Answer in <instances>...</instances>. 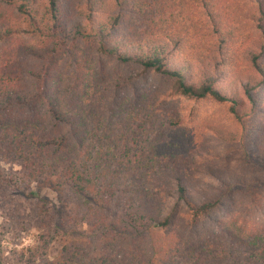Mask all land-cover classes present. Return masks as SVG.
<instances>
[{"label":"trees","instance_id":"trees-1","mask_svg":"<svg viewBox=\"0 0 264 264\" xmlns=\"http://www.w3.org/2000/svg\"><path fill=\"white\" fill-rule=\"evenodd\" d=\"M254 154L264 0H0V209L36 231L14 264H264V171L217 164Z\"/></svg>","mask_w":264,"mask_h":264},{"label":"rangeland","instance_id":"rangeland-1","mask_svg":"<svg viewBox=\"0 0 264 264\" xmlns=\"http://www.w3.org/2000/svg\"><path fill=\"white\" fill-rule=\"evenodd\" d=\"M105 68L107 72L111 73H118L121 71L126 70V67L119 66L110 58L104 57L103 59ZM158 84V79L155 75L151 74L147 78L143 80V86H155ZM171 105H180L185 109V113H189L191 110L194 111L198 115V119H203L205 117L211 116L214 113L215 106L210 104L204 100H194V99H187L185 97L176 96L170 99ZM262 115V114H260ZM218 145V144H215ZM217 164L221 165H229L232 167L236 166H245L249 170L261 172L264 171V158H259L255 154L250 157V162H241L236 155H229L226 158H223L218 161ZM9 169L15 170L19 167L14 165H7ZM41 196L47 198L51 202H55L56 195L53 191L48 188H39L36 190ZM182 207L181 204H177L174 201L169 202L168 207L166 209V213H171L173 216L176 215L177 211ZM26 214L24 215L27 220L31 219V209L29 207L25 208ZM244 214V213H243ZM252 215H258L259 212L251 213ZM231 213L228 211L227 203L221 205L213 214V218L220 220L223 222L230 218ZM256 215V216H257ZM19 218V212L15 213V217L12 218L10 213L7 212L6 209H0V228L3 229V238H5L4 245L6 246L5 252V259L7 264H14V259L10 254V250L14 247L21 248L22 246H28L33 243V239L35 237L36 231L33 227L28 226L25 231L20 230V225L18 224L17 220ZM175 217L173 218V220ZM217 226L214 220L206 221L205 223L199 225L195 228H179L180 232H185L187 235H200L205 233L210 228H215ZM58 247L53 245L50 248L49 253V260H52L56 255Z\"/></svg>","mask_w":264,"mask_h":264}]
</instances>
